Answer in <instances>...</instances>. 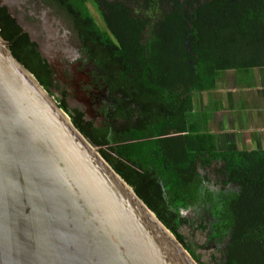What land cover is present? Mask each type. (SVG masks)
<instances>
[{
    "label": "trees",
    "instance_id": "1",
    "mask_svg": "<svg viewBox=\"0 0 264 264\" xmlns=\"http://www.w3.org/2000/svg\"><path fill=\"white\" fill-rule=\"evenodd\" d=\"M40 1L70 26L111 95L99 124L55 96L74 126L197 264H264V151L217 150L195 114L197 94L222 72L264 67V0ZM0 35L51 91V66L1 3ZM201 205L209 217L187 215Z\"/></svg>",
    "mask_w": 264,
    "mask_h": 264
},
{
    "label": "water",
    "instance_id": "2",
    "mask_svg": "<svg viewBox=\"0 0 264 264\" xmlns=\"http://www.w3.org/2000/svg\"><path fill=\"white\" fill-rule=\"evenodd\" d=\"M0 264H197L1 35Z\"/></svg>",
    "mask_w": 264,
    "mask_h": 264
},
{
    "label": "rangeland",
    "instance_id": "3",
    "mask_svg": "<svg viewBox=\"0 0 264 264\" xmlns=\"http://www.w3.org/2000/svg\"><path fill=\"white\" fill-rule=\"evenodd\" d=\"M1 1L7 7L9 6L10 13L19 20L32 39L38 41L40 50H44V55L46 54L45 56L50 66L56 73L54 84L51 88L54 98L55 96L62 97L64 94L69 106L83 111L86 114L85 118L88 116L92 119L95 118L96 124L103 122L105 102L97 93L96 87L92 85L93 82L89 78V72L84 68V65H75L78 58L74 57L75 50L73 49H75L78 42L70 26L63 21L61 23L58 22L60 19H56V14L49 7L40 5L33 0H25V2L16 0V3L14 2L13 4L11 3L12 0ZM88 6L95 20L101 25L97 12L91 5L88 4ZM61 26H64L66 31ZM49 37H51L50 45L47 41ZM46 46H48L49 50H47ZM91 76L95 82H98L96 76L95 78L93 74ZM95 96L98 97L95 98ZM87 102L91 103L87 105ZM209 189L215 190L211 186H209ZM202 197L204 198V196ZM201 198L198 200L199 204L205 201L200 202ZM209 210H211L210 206L192 207L187 210V215L192 219H197L204 215L209 217L211 214ZM200 245H203V241L200 242ZM199 251H202L205 258L212 252L209 248L202 250V247L199 248Z\"/></svg>",
    "mask_w": 264,
    "mask_h": 264
},
{
    "label": "crops",
    "instance_id": "4",
    "mask_svg": "<svg viewBox=\"0 0 264 264\" xmlns=\"http://www.w3.org/2000/svg\"><path fill=\"white\" fill-rule=\"evenodd\" d=\"M195 112L217 150L264 151V67L225 70L215 88L197 94Z\"/></svg>",
    "mask_w": 264,
    "mask_h": 264
},
{
    "label": "flooded vegetation",
    "instance_id": "5",
    "mask_svg": "<svg viewBox=\"0 0 264 264\" xmlns=\"http://www.w3.org/2000/svg\"><path fill=\"white\" fill-rule=\"evenodd\" d=\"M21 1H24L25 2V0H21ZM33 1H35V2H37L38 4H40V5H44L40 0H33ZM16 3V0H12L11 1V3L13 4V3ZM11 3H10V5H11ZM46 7V6H45ZM8 8H9V6H8ZM56 19H59L58 17H56ZM58 22H62L61 20H59ZM64 30H65V28H64V26H61ZM66 31V30H65ZM69 34V33H68ZM50 38L51 37H49L48 39H47V41H48V43H49V45L51 44L50 43ZM35 41V40H34ZM37 44H38V49L40 48V46H39V43H38V41H35ZM47 47V50H49L48 49V46H46ZM73 50H75L74 51V57H77L78 58V60H77V63L75 64L76 66H81V65H84V68L89 72V74H88V76H89V78L91 79V81L93 82V86L94 87H96L95 89L97 90V93H99V95L103 98V101L105 102V107H104V111H103V119L104 120H106V119H108L109 120V118H108V112H110V102H111V98H110V94L108 95L107 94V91H106V88L105 87H102V85L99 83V82H95L94 81V79L92 78V76H91V74H93V76H94V78H95V72H93L94 70H93V67H92V65L90 64V62H88L87 60H86V56L84 55V54H82L81 53V51H80V48H79V45L77 44V46H75V49H73ZM46 55V54H45ZM45 59V58H44ZM46 60V59H45ZM47 63H48V61H47ZM49 64V63H48ZM49 66H50V64H49ZM86 66H88L87 68H86ZM52 68V67H51ZM52 76H53V84H54V80H55V71L52 69ZM93 72V73H92ZM98 96H95V98H97ZM91 102H87V105H89ZM85 114V113H84ZM86 115V114H85ZM87 119H92L90 116H88L87 117ZM92 120H95V118L94 119H92Z\"/></svg>",
    "mask_w": 264,
    "mask_h": 264
},
{
    "label": "clouds",
    "instance_id": "6",
    "mask_svg": "<svg viewBox=\"0 0 264 264\" xmlns=\"http://www.w3.org/2000/svg\"><path fill=\"white\" fill-rule=\"evenodd\" d=\"M9 9V8H8Z\"/></svg>",
    "mask_w": 264,
    "mask_h": 264
}]
</instances>
